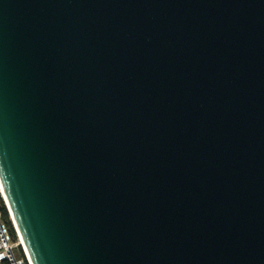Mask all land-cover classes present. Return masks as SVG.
I'll return each instance as SVG.
<instances>
[{
    "label": "water",
    "instance_id": "95a60500",
    "mask_svg": "<svg viewBox=\"0 0 264 264\" xmlns=\"http://www.w3.org/2000/svg\"><path fill=\"white\" fill-rule=\"evenodd\" d=\"M0 181L34 264H264V0H0Z\"/></svg>",
    "mask_w": 264,
    "mask_h": 264
},
{
    "label": "built area",
    "instance_id": "2783aa9c",
    "mask_svg": "<svg viewBox=\"0 0 264 264\" xmlns=\"http://www.w3.org/2000/svg\"><path fill=\"white\" fill-rule=\"evenodd\" d=\"M1 187L0 181V264H34Z\"/></svg>",
    "mask_w": 264,
    "mask_h": 264
},
{
    "label": "bare ground",
    "instance_id": "6f19581e",
    "mask_svg": "<svg viewBox=\"0 0 264 264\" xmlns=\"http://www.w3.org/2000/svg\"><path fill=\"white\" fill-rule=\"evenodd\" d=\"M1 190H2V192H3V194H4L5 198H6V201H7V203H8V200H7V197H6L5 191H4V189H3V186L1 187ZM8 205H9V204H8ZM13 220H14V223H15V226H16L17 230H18L19 233H20L19 227H18V225H17V223H16V221H15L14 216H13ZM20 235H21V234H20ZM21 237H22V235H21ZM22 238H23V237H22ZM22 241H23V243H25L24 239H23Z\"/></svg>",
    "mask_w": 264,
    "mask_h": 264
}]
</instances>
